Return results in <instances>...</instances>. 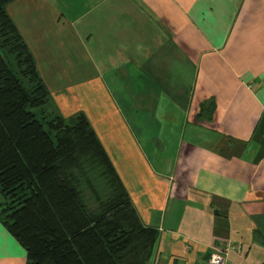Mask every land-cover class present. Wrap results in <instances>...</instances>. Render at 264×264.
Masks as SVG:
<instances>
[{"label": "crops", "instance_id": "0c3cea01", "mask_svg": "<svg viewBox=\"0 0 264 264\" xmlns=\"http://www.w3.org/2000/svg\"><path fill=\"white\" fill-rule=\"evenodd\" d=\"M7 11L37 65L82 71L78 84L99 96L83 112L159 231L149 264H207L217 248L229 264H264V0H16ZM0 264H27L1 222Z\"/></svg>", "mask_w": 264, "mask_h": 264}, {"label": "trees", "instance_id": "16d2710c", "mask_svg": "<svg viewBox=\"0 0 264 264\" xmlns=\"http://www.w3.org/2000/svg\"><path fill=\"white\" fill-rule=\"evenodd\" d=\"M0 0V222L27 264H149L145 226L84 113L42 117L50 92Z\"/></svg>", "mask_w": 264, "mask_h": 264}, {"label": "rangeland", "instance_id": "374dc122", "mask_svg": "<svg viewBox=\"0 0 264 264\" xmlns=\"http://www.w3.org/2000/svg\"><path fill=\"white\" fill-rule=\"evenodd\" d=\"M47 58L48 56L46 55ZM39 60L41 64L37 65L39 74L51 95L50 103L42 110H37L42 117L52 118L61 115L60 111L67 110L82 113L90 110L94 105V101L99 100V96L96 98V95L92 93L93 87L80 86L78 84L84 72L59 70V68L53 69L48 62L43 61L41 63L42 58H39Z\"/></svg>", "mask_w": 264, "mask_h": 264}, {"label": "built area", "instance_id": "2783aa9c", "mask_svg": "<svg viewBox=\"0 0 264 264\" xmlns=\"http://www.w3.org/2000/svg\"><path fill=\"white\" fill-rule=\"evenodd\" d=\"M228 248L224 251L221 249H215L212 255L209 257L207 264H229L227 258L224 255V252L227 253Z\"/></svg>", "mask_w": 264, "mask_h": 264}]
</instances>
